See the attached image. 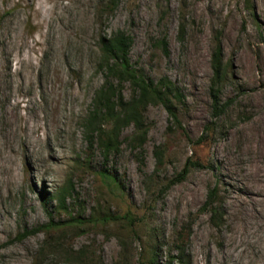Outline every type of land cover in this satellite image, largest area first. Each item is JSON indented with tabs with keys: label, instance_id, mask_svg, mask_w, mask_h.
<instances>
[{
	"label": "rangeland",
	"instance_id": "1",
	"mask_svg": "<svg viewBox=\"0 0 264 264\" xmlns=\"http://www.w3.org/2000/svg\"><path fill=\"white\" fill-rule=\"evenodd\" d=\"M117 30L133 37V62L169 75L186 102L182 128L151 104L143 147L129 145L131 125L105 159L82 124L104 81L101 37ZM217 41L232 102L215 117ZM67 183L63 209L50 196ZM214 186L219 226L203 210ZM72 217L84 224L64 225ZM51 220L62 225L28 233ZM179 246L189 264H264V0H0V264H186Z\"/></svg>",
	"mask_w": 264,
	"mask_h": 264
},
{
	"label": "trees",
	"instance_id": "2",
	"mask_svg": "<svg viewBox=\"0 0 264 264\" xmlns=\"http://www.w3.org/2000/svg\"><path fill=\"white\" fill-rule=\"evenodd\" d=\"M184 25H181L179 38L184 36ZM133 37L123 31L117 30L109 36H102L100 40L101 57L98 69L102 72L104 81L98 88L93 97L91 107L83 121L84 137L89 147L96 142L102 151L105 159L117 154L121 150V133L128 126H133L135 132L129 137L128 143L132 148H142L145 144L149 132V124L146 121L144 112L149 105H161L167 112L169 121L174 128H182L178 107L186 102V95L182 87L176 83L169 75L164 74L158 80L150 77L145 70L137 66L131 58ZM158 45L163 53L168 56L169 48L165 38L158 40ZM212 77L210 91L213 106V116H220L227 107L230 106L232 99L223 101L221 92L226 84L229 72L228 63L224 59L220 41H217L211 57ZM129 85L131 96L126 97L124 88ZM169 127V130L172 129ZM210 124L206 125L207 131L211 129ZM158 164L163 162V150L155 151ZM194 166L198 165L193 163ZM190 167L186 165L170 184L184 180ZM108 170L101 172L102 178H106ZM110 176V175H109ZM164 190V189H163ZM216 186L208 191L207 199L203 204V210L210 214L211 222L219 226L224 221V211L222 203L218 198ZM72 195V186L67 183L56 193L51 194V199H56L59 206L66 209L67 196ZM121 218L134 222V216L130 212ZM64 225L75 226L77 223L84 224L79 218L72 217ZM58 222L53 220L41 227L28 231L34 233L42 228L51 230L58 226ZM178 255L174 258L180 262L189 264V257L183 246H179Z\"/></svg>",
	"mask_w": 264,
	"mask_h": 264
}]
</instances>
